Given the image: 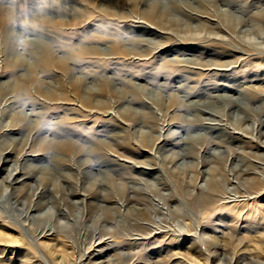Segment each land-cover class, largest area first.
Listing matches in <instances>:
<instances>
[{
	"label": "rangeland",
	"instance_id": "1",
	"mask_svg": "<svg viewBox=\"0 0 264 264\" xmlns=\"http://www.w3.org/2000/svg\"><path fill=\"white\" fill-rule=\"evenodd\" d=\"M50 2L53 3L50 4ZM258 2V0H236L235 7L241 9L242 15L248 18L258 10ZM0 6H5L8 10L12 8L14 12L18 13V16H15L14 19H11L9 15L0 16V96L6 95L12 86L13 88L17 87L13 80L25 72L22 67H19V70L17 68L21 66V53L29 52L35 56L38 54L36 56L38 60L36 64L37 70L34 69L35 75H33L34 78H38L42 82L41 88L31 83L26 87L28 90L25 88L26 99L24 103H28L26 108H17V112L5 106L8 103L6 102L7 98L15 96L20 91V88H17L19 90L12 92L10 96H1L0 139L4 142L5 137L7 138V131L4 130L9 128L8 125L11 122L16 128H20L14 132V135L19 138L22 133L33 129L31 128L32 125H30L32 121H34L35 125L40 124L45 130L46 128L55 127L57 123L64 121L63 126L65 128L64 130H59L62 136L55 137L54 134L45 130L41 133L37 132L38 128L36 127L32 132V136L34 135V137H31L33 141L17 140L14 143L15 145L3 144L2 146L0 169L3 170L5 168L6 171L0 175V225L6 224L7 228L17 234L20 233L29 247L32 248V251L36 250L38 258L28 260L19 253L20 248L25 247V245L20 247L11 245L4 254H0V264H62L59 262L60 260L54 259L43 245L38 244V240L43 238L44 233H54L56 235L57 241H54V243L57 244L58 252L66 253L70 257V262L67 264H264V189L258 191L254 189L253 184H249L256 180L255 178L264 180V147L259 146L260 144L264 145V123L256 122L259 115H263L264 119V96H262L264 95V53H256L240 44L232 45V42L228 40L227 43H223L207 38L210 35L207 32H216L220 36L229 37L228 33L220 27L219 29L210 27L212 23H216L217 19L214 16L209 18L198 16L191 19L190 17L179 15V18L182 19L179 22L183 28L185 26L184 29L187 32H180V34H185L186 36V34L192 33L198 38L194 36L185 38V36L175 35L168 28L166 32H170L171 34L169 35L161 34V36H155L156 39L152 36L149 37L153 38L152 40L156 41V43L151 45L153 50L151 49L152 52L150 54L142 56L143 60L137 59L139 56L134 54L123 58L122 55L110 52L109 48L111 45L114 47V43L109 41L120 38L123 34L131 33L132 28L131 30H122L120 26V24L124 25V22H121L122 19L106 15L103 11H100L102 0H0ZM112 9L117 11L116 6H113ZM44 11L46 12L45 14ZM87 11L89 12L87 13ZM125 11L128 12L129 8L126 7ZM98 16L100 17L99 19H97ZM135 17H133L135 20H140L138 15ZM151 22L150 24L149 22L128 23L133 26L142 24L148 28V26H154L153 24L151 25ZM98 23L100 24L98 25ZM8 27H11L9 31H7ZM247 28L243 27L242 30ZM189 30L193 32L188 33ZM28 31L33 34L30 33L28 35L26 33ZM93 35L99 38L94 40L100 41H90V43L88 42L90 45L84 43V41L91 40L94 37ZM7 37L9 39H6ZM26 40L33 42L34 45H26ZM42 44L45 45L43 46ZM46 46L51 49L47 53L44 51L47 49ZM91 46L107 49V54L104 53L105 51L100 52V54L90 51L89 47ZM146 47V45H143L142 48ZM17 56L20 59L15 60L14 58ZM184 58L194 59V65L193 63L189 64L190 62L185 60L182 61ZM208 60V63L213 62V64L205 66L204 64ZM228 62L233 63L229 64ZM222 64L224 66H221ZM225 64L229 65L225 66ZM103 76L106 79L109 78L108 76L115 77L116 80L114 82L111 80L103 82ZM9 83L12 86L8 89L7 85ZM135 83H140V86L136 85L137 87H135L133 85ZM249 86H254L255 88L248 89L253 91L249 96L256 97V99L248 98V100L251 99L248 101L250 103L248 108L249 110L253 109V111L244 109L238 111L240 112L239 114L234 115L233 112L237 113L238 105L230 104L223 112L218 111L220 114L212 116V120H204V126L188 128V133L192 135L205 133V137L197 143V145L200 143L198 145L200 148L195 151L196 155L197 153L199 155V160L194 157H188L186 160L181 161H164L165 156L171 155L175 151H180L187 145L178 147L176 145L168 150L156 149V147L152 149V147L145 145L138 146L136 143L140 141V134L137 133V137H135L136 133H133V130L127 131L130 136L127 139L128 134L124 131L127 125L122 121L126 123L130 121L119 117L122 120L120 121L115 117L118 108L129 106V104L146 112H166V117H162V120L157 123L150 121L151 126L155 127L156 123L159 126L158 129L162 130V135L165 134L161 139L157 140L158 143L156 145H162L164 142L161 144L159 142L166 137L170 141H175L170 138L172 134L168 135L172 130L181 131L182 136L185 137L186 131L180 130L185 126V118L196 119V114H202L197 112L195 106H186L182 101L188 103L193 100L201 102V104L213 102L214 104L210 106L215 104L220 106L224 104L223 98L220 100L212 95L218 96L219 94L228 93L237 96L240 90H246L247 92L245 88ZM38 88L42 94H36L35 91ZM77 88H80L79 93H85L88 91L87 89H96L94 90L98 92L96 100H101L102 98V100L106 98L116 99L118 100V105L116 104L111 109L98 110L99 112H95L97 107L91 109L90 105L88 108L89 104H87V107H82V104L75 97ZM143 92H152L155 102L162 101L163 112L157 109L158 107L157 104L155 106V103L152 106L146 103L143 107L138 102L129 103L124 101L125 99L122 100L123 96H127L128 100H131V98L138 99L136 97H139ZM48 93L59 98L52 97V99H47L44 95ZM184 95H186L184 100H181L179 96ZM11 99H15V97ZM258 106L259 108L256 109ZM21 112H24L22 113L24 115L26 113L28 119L20 120L19 122V118L17 121L13 115L22 118ZM203 115L208 116L209 114L205 113ZM238 116H244L246 120L239 121L237 120ZM41 120L45 121H42L44 125L41 124ZM232 123L238 124L241 129L233 131L231 129L234 127ZM201 127L211 128L205 130L201 129ZM130 128L132 129V125ZM143 129L145 130L146 128ZM74 132L77 136L74 135ZM105 133L118 135L119 141L127 140V143H125L126 148L118 147V149H115L114 146V151L110 150L108 156L105 155V157H111L110 159L113 160L109 164L110 167L115 168L114 165H116V169H120L110 175L113 176L111 178L112 189L117 190L119 189L118 186L123 188L122 186L135 185L133 181L138 180L141 184H137V186H143V189L148 188L149 190L144 189L147 192V197H150L154 204L162 208L164 213L167 212L169 207L174 210V213L176 212V215L172 213L168 215L169 217L167 216L171 220L161 222L162 216H158L155 217L156 221L161 222L162 225L165 224V227L168 225L172 230L176 225L179 228L177 226L174 227L173 232H169L168 235L165 234L158 238L150 237L154 236L152 231H138L139 228L133 226L136 223L135 221L144 223L139 217H124L116 213V219L111 220L113 221L112 223L106 224L107 229H121L120 236L122 238L114 241L112 234L99 235L93 238L87 232L85 225H81L82 227L79 229H60L61 231L54 232V230L41 227L42 224L48 222L47 220H42L41 217L37 219L32 217L39 213L37 214V210L29 208V202L31 201L35 203L37 201L43 203L42 201H44V206L47 207L46 210L56 209L57 206L56 203L50 201V193L47 192L46 197L38 195L41 177L43 178L45 172H38L37 177L39 179L36 177L35 180L27 174L26 162L28 159H30V162L28 160L29 163L41 166L49 157L48 155H51L52 151L54 152L55 150L57 152L54 144L50 147L47 146L48 144L44 145L43 141L48 140L50 144L55 141L58 145L59 141H67L70 137L66 136L72 134L73 136H69L79 143L80 146L82 145L81 147L92 146L94 139H102L109 143H114L112 139L100 136V134ZM154 133L157 134L156 131ZM64 135L66 138L63 137ZM102 151L105 152V150ZM30 154L33 155L29 157ZM154 157L160 159L167 171L159 167L161 170L156 173L143 175L140 174L138 169H132V163L135 160H149L147 161L148 164L155 167ZM85 158L83 155H76L74 156V161L84 160ZM248 166H252V172L254 173L244 171L248 169ZM85 170L88 169H85L84 165L79 168H77V165H73V167L64 166L60 169L61 175L66 176L68 174V176L73 178V181H63L60 173L56 172L54 175L48 174L49 177L46 178V182L42 183V185H47L49 188L54 189L52 188L55 186L53 182H57L56 184L60 188L65 189V186L74 184L79 180L80 183H85L84 186L89 187L94 184L95 179L103 177L102 175L99 176L96 171L88 176L89 173L86 174ZM12 171L14 172L12 173ZM9 173L13 175L11 179L7 178ZM16 176L18 177L17 180H15ZM52 176H54L53 179H51ZM56 177H59V179ZM212 178H217L228 193L223 196L224 198L220 202L205 205L202 202L206 198V194L201 188L205 186L207 180ZM184 185H189V187L179 193L177 189L184 187ZM108 189L109 191L111 190L110 188ZM150 191L155 193H150ZM132 193L129 192V195H132ZM169 193L173 196L170 200L167 199V194ZM34 195L36 196L34 197ZM81 197H67V206L71 208L72 204L70 203L82 201ZM13 199L15 201L18 199L21 202L27 201L28 208L24 215H21L20 210L14 208L15 201ZM88 202L101 204L100 198L97 197H94V199L90 198V200L88 198ZM235 202L244 207L242 211L240 210L242 206L235 210L231 208ZM107 205L110 207H121L120 209L125 214L128 212V206L114 203H107ZM82 208H76L74 212L81 216L83 214ZM240 211L241 213H239ZM100 214H102L101 211L93 210L89 218L93 219L94 216ZM152 216L154 217L155 215L152 214ZM12 219L13 221H11ZM59 220L62 224H67L66 219ZM87 223L90 224V222ZM53 224L59 226L57 220ZM122 228H128L127 230L129 231ZM166 229L167 227L163 230ZM37 235L38 237H36Z\"/></svg>",
	"mask_w": 264,
	"mask_h": 264
},
{
	"label": "bare ground",
	"instance_id": "2",
	"mask_svg": "<svg viewBox=\"0 0 264 264\" xmlns=\"http://www.w3.org/2000/svg\"><path fill=\"white\" fill-rule=\"evenodd\" d=\"M258 1H259L258 2L259 5L257 6L258 10L255 13L251 14L248 18H246L245 16L242 15L241 9H237V7H235L236 0H102V6H100V11H103L104 14H106V15L108 14V15H111L112 17H117V18L122 19L121 22H124V25L120 24V26L122 27V30H127V29L131 30V28H132L131 33H127V35L123 34V36H121L120 38L109 41L110 43H114L113 44L114 47H112V45H111V47L109 48L110 52H115L116 55H122L123 58L129 57L130 55L134 54V55L139 56V57H137V59L143 60L142 56L145 54L146 55L150 54L153 50L151 45L156 43V41L152 40L153 38H149L151 36L154 37V39H156L155 36H161V34H168L169 35L171 33H173L175 35H179V36H185V34L184 35L180 34V32H183V33H187V32L184 29L185 26L183 28V26H181V24L179 22V20L180 21L182 20L179 18V15H184L188 18L190 17L191 19L196 18L198 16L202 17V18H204V17L209 18V17L214 16L217 19L216 23H212V25L210 27L215 28V29L216 28L219 29V27H220L223 31L228 33L229 37L227 38L226 36H220L216 32H207L208 35L210 34L207 38L218 40L219 42H223V43H227V40H228V41L232 42V45H235V44L239 45L240 44L241 46H244L248 49H251V50L255 51L256 53H264V0H258ZM52 3L50 2V4H52ZM68 5H69V3H68ZM62 6H63V3H62ZM74 6H75V3H74ZM113 6L117 7V11L115 9H112ZM44 7H45V5H44ZM126 7L129 8L128 12L125 11ZM11 9L12 8H10V10H8L7 8H5V6H0V16L9 15L11 17V19H14L15 16H18V13L14 12V10L13 9L11 10ZM247 10H248V8H247ZM88 12L89 11H87V13ZM172 12H175L176 14L172 13ZM45 13L46 12L44 11V14ZM137 15L139 16L140 20H135L133 18ZM99 16L97 19L100 18ZM135 18H137V17H135ZM126 22L127 23L128 22H132V23L133 22H138V23L149 22V24L151 22V25L153 24L154 26H148V28L145 25L143 26L142 24L138 25V26H133L129 23H128L129 24L128 25ZM99 24L100 23H98V25ZM112 26H114V25L112 24ZM243 27H248V28L245 30H242ZM168 28H169L171 33L166 32V30ZM10 29H11V27H8L7 31H9ZM162 29L165 31H163ZM191 31L192 30H189L188 33H190ZM41 32H43V31H41ZM26 33H28V35L30 33L33 34L32 32H29V31ZM93 36H92L93 38H91V40L89 39L87 41H84V43H88V42L90 43V41L91 42L92 41H95V42L100 41V40H94L96 38L97 39H99V38L96 35H93ZM191 36H194V34H192V33L186 34L185 38L186 37L192 38ZM251 36H253V37H251ZM118 37H119V35H118ZM194 37L198 38V36H194ZM247 37H249V38H247ZM87 38H90V37H87ZM6 39H9V38L7 37ZM166 39H168V38H166ZM202 39H203V37H202ZM210 39H208V40H210ZM159 40H161V39H159ZM223 40H226V41H223ZM183 42H186V41H183ZM2 43H3V41H2ZM89 43L87 45H90ZM176 43H177V41H176ZM9 44H10V41H9ZM25 44L26 45H28V44L34 45L33 42H30L28 40L25 41ZM40 44H41V42H40ZM14 45H15V43H14ZM143 45L144 46L146 45L147 47L142 48ZM46 47H47V49L45 48L46 50H44V51H46V53H47L51 50L50 47H52V45H50V47L49 46H46ZM74 48L76 49V47H74ZM82 48H83V46H82ZM42 49H44V48H42ZM89 50L96 52V53H99V54H100V52L105 51L104 53L107 54V52H106L107 49L97 48L96 46L89 47ZM50 54H52V53H50ZM2 55H4V54L2 53ZM36 56H38V54ZM36 56L30 54L29 52L21 53L20 54V57H22L21 58L22 61L20 64L21 66H18L17 68L19 70V67H22V69H24L26 73L24 72V73L20 74L18 77H16L13 80L14 84H17L16 85L17 87L13 88V86L10 85V83L7 85L8 89L11 88V86H12V88L9 89V91L6 93L7 96H10V94H12V92L14 93L15 91L19 90L17 88H20V91H18V93L15 96H12L13 98L15 97V99H11L12 97H8L6 100V102H8V103H7V106H5V107L11 108L12 110H14V112H17V110H16L17 108H20V107L26 108L28 102L24 103V100L26 99L25 88L30 83L39 86V88H41L40 86H42V82H40V80L38 78H34V75H35L34 69H36V64L38 62V60L36 59ZM17 57L14 59L15 60L20 59L19 56H17ZM80 60H82V59H80ZM184 60L187 62H190L189 64L193 63V65H194V63H195V62H193L194 59H191V58L182 59V61H184ZM195 61H196V59H195ZM208 62H209V60L206 61L204 65L209 66L210 64H213V62L212 63H208ZM228 63L232 64L233 62H228ZM229 64H225V66H228ZM221 66H224V64H222ZM222 69L228 70L226 68H222ZM37 75H38V73H37ZM103 77H102L103 82H109L110 80L114 82L116 80L115 77L108 76L109 77L108 79H106L105 76H103ZM133 85L135 87H137L136 85L140 86V83H135ZM39 88L37 91H35L36 94H42L39 91ZM250 88H254V86H249V87L245 88V89H247V92H246V90H240V92H238L239 95H237V96H235L233 94L231 95L228 93L219 94L218 96L212 95L213 97H217L220 100L223 98L222 100H223L224 104H222L220 106H216V104L213 106H210L211 104H214L213 102H211L209 104H205V103L201 104V102L193 101V100L188 102V103L187 102L184 103V101H182L183 104L186 106H191V105L195 106L197 112L202 113V114H196V117H197L196 119L185 118V120H186L185 126L180 129V130L186 131L185 137L182 136L181 131H177V130L171 131L170 130L171 132H169L168 135L172 134V136H170V138H171V140H175V141H170L166 137V138H163L161 140V142H159L160 144L164 142L162 145H156L158 143L157 140L161 139V137H163V135H165V134L162 135V130L158 129L159 126H157L156 123L159 120H162V117H166V112H163V110H162V108H163V104H161L162 101L159 100V102H155V99H153V97H152V94H153L152 92H150V93H144L143 92L139 97L135 96L138 99H132L131 98V100H128L127 96H123L122 100L125 99L124 101H128L129 103L138 102L143 107L146 105V103H147V105L150 104L151 106L155 103V106L157 104V107H158L157 109L158 110L160 109L163 113H157V112L155 113L154 111L146 112L143 109L134 108L133 106H131L128 103L129 106H125L123 108L122 107L118 108V110L116 111L115 117L117 118V120H120V121H122V120L119 117H122L126 121H128V120L130 121L129 122L130 124L126 123L125 121H122L123 123H125L127 125V127L124 128L125 130L124 129L123 130L126 132L133 130V133H136L135 137H137V133L140 134V141L138 143H136L138 146H144L145 145V146L152 147V149H155V147H156V149L168 150V149H171V147L173 148V146H176V145H177V147L182 146V145H187V147L182 148L180 151H175L171 155L165 156L164 161H167V162L168 161H181V160H186L188 157H192V158L194 157L197 160H199V155H198V153L196 155L195 151L198 150L197 148H200V147H198V145L200 143L198 145H197V143L200 142L205 137L204 136L205 133H198L197 135H192V134L188 133V128L195 127V126H204V123H205L204 120H212V118H211L212 116H216V115L220 114L218 111L223 112L226 108H228V106L230 104L238 105L237 113L233 112L234 115L239 114L240 112H238V111H241L244 109L249 110L248 107H249L250 103L248 101H250L251 99L248 100V98L256 99V97H250L249 96V94L251 92H253L251 90H248ZM26 89L28 90V88H26ZM87 90L88 91L85 93L84 92L79 93L80 88L79 89L77 88L75 91V93L77 92V95L75 97L77 98L78 102L80 104H82L81 105L82 107H87V104H89L88 108L90 105H91V109H94L97 107V110H95V112H96L98 110H105L106 108L111 109V108H113V106H115L118 103V100H116V99L111 100V99L106 98L105 100H102L103 99L102 98L101 100L100 99L96 100V96H97L96 94H98V92L94 91L96 89H93V90L87 89ZM48 94L44 95V97L47 99L48 98L52 99V97L59 98L58 96H53L50 93H48ZM124 94H126V93H124ZM138 94H139V92H138ZM6 95L3 94L1 96L5 97ZM29 95H30V93H29ZM134 95H135V93H134ZM1 96H0V99H1ZM185 96L186 95L179 96V98L181 100H184ZM262 96H264V95H262ZM16 98H18V100H16ZM112 101H114V102H112ZM16 105H18V106H16ZM258 108H259V106L256 107V109H258ZM249 111H253V109H250ZM8 112H9V110H8ZM22 113H24V112H21L22 118H20L17 115H13L14 119H17V121H18V118H19V122H20V120L21 121L27 120L28 119L26 116L27 114L25 113V115H24ZM205 113H208L209 115L208 116L203 115ZM157 114H158V116H157ZM159 114L161 115V117H159L160 116ZM262 116L263 115H259V118L256 119V122H260V124L264 123V119ZM65 120H67V119H65ZM237 120H239V121L240 120H246V117L238 116ZM42 121H44V120H41V124H43ZM150 121L156 122L155 127L150 125ZM197 121H199V122H197ZM36 122H37V120H36ZM63 122L57 123V125L55 127L46 128V130H45V128L40 126V124L36 123L37 125H35L34 121H32L30 125H32L31 128H33V129H35L37 127L38 128L37 132L41 133L42 131L45 130L46 132H50L51 134H54L55 137H59V135L62 136V134H60L59 130L65 129L63 126ZM131 125H132V129L130 128ZM232 125L234 126L233 128H231V129H233V131L241 129V128H239L238 124L232 123ZM235 125H236V128H235ZM8 127H9L8 129L4 130V131H7V133H6L7 138L5 137L4 142H3V140L0 139V154L1 155H2V150H3V148H2L3 144L12 145L17 140H19V141L23 140V141L29 142L30 140H32L31 137H34V135L32 136L33 129H31V130L29 129V131H26V133L25 132L22 133L20 135V138H19L16 135H14V132L18 131L20 128H16L14 126V124H12V122H11V124L8 125ZM47 127H49V126H47ZM143 128H146V129L144 130ZM208 128H211V127H207V128L201 127V129H205V130H209ZM214 128H213V130H214ZM154 131H156L157 134H155ZM10 134H13V135H10ZM127 134H128L127 139H129V137H130L129 132H127ZM69 135H72V134H69ZM69 135L66 136L68 138L70 137L67 141H64V140H62L64 142L59 141L58 145L55 143V141H52L51 144H50V142H48V140L43 141L44 145L48 144L47 146H50V147L53 146V144H54V148L57 149V152H55V150H54L55 153L53 151H52V153L50 152L51 155H48L49 157L45 160V162L42 163L41 166L38 164L29 163L30 159H28L29 162H28V160L26 162L27 163V170H28L27 174H29L32 179L35 180L38 172H40V173H42V171H43V173L45 172L43 178L41 177V184L39 187L40 191H39L38 195L40 197H42V196L46 197L47 192L50 194L52 193L51 195L49 194L50 201L56 203V205H57L56 209L46 210L47 207L44 206V201H42L43 203H40L39 201H37V203H35L34 201L29 202L30 203L29 208L37 210V214L39 213L38 215H34L32 217H34V219L41 217L42 220L44 219V220L48 221L47 223L41 225V227L43 226L42 228H46V229L54 230V232H58V231H61L60 229H63V230L79 229L80 227H82L81 225H85L87 227L86 228L87 232L90 233L93 238H96L99 235L112 234V238H114V241H115V240H119V238H122L120 236L121 235L120 234L121 229L120 228H119V230L117 228H116L117 230L107 229L106 224L112 223L113 221H111V220L116 219L115 214L118 213L124 217H126V216H128V217H131V216L139 217L141 220H143L144 223H140L138 221H135L136 223H134L133 226L138 227L139 228L138 231H141V230L148 231V232L152 231V233H154V236H150V237L158 238L159 236H163L165 234L168 235L169 232H173L174 227H176L177 225L176 226L173 225L174 226L173 230L170 227H168V225L166 226L167 229L163 230L166 227L164 226L165 224L162 225L161 222L166 221V220L167 221L171 220L170 218L168 219V217H169L168 215H171L172 213H174V210L171 207H169L167 209V212L164 213L162 208H160L159 206L154 204L152 202V200L150 199V197L149 198L147 197V192L145 190H147L148 188L147 189L144 188L145 189L144 190L142 188L143 186L142 187L137 186V184H141V183L138 180H135L136 178L134 179L135 181H133V183L135 185H130L128 187L122 186L123 188L118 186L119 189H117V190L112 189L113 184H111L112 183L111 178L113 176H110V175H113V173L118 172L120 169H116V165H114L115 168L110 167L109 164H110V162H113V160L110 159L111 157L110 158L105 157V155L108 156V153L110 150L114 151V146H115V149L116 148L118 149V147L126 148V146H125V143H127L126 139H125V141L124 140L119 141L118 137H117L118 135H116V134L110 135V133H105V134H100V136H103V137L106 136L107 139L108 138L112 139L114 141V143H109L106 140H102V139H94L92 146L88 145L87 147H81L82 145L80 146V144L75 142L71 138V136H69ZM74 135L77 136L76 133ZM63 137H65V135ZM80 137H82V136H80ZM76 140H77V138H76ZM31 146H32V144H31ZM34 146H35V144L33 145V148H34ZM201 146H202V144H201ZM259 146L264 147L263 144H260ZM12 148H14V147H12ZM107 149H109V150H107ZM193 149H195V150H193ZM102 150H105V152H103ZM10 153H12V152H10ZM19 153H20V151H19ZM32 155L33 154H30L29 157H31ZM76 155H83L86 158L84 160L81 159L80 161H74L75 160L74 156H76ZM154 159H155V163H156L155 167L150 166L151 164H148L147 161H149V160H147V161L146 160L145 161L135 160L132 163L133 164L132 169H136V170L138 169L140 174H143V175L154 174L161 169L167 171V168L165 167V165H163L160 162V159L158 157H154ZM114 161H116V160H114ZM16 162H17V160H16ZM22 164H23V162H22ZM72 164L77 165V168L84 165L85 169L89 170V171L85 170L86 174L89 173L88 176L92 175V173L94 174V172L96 171L99 176L102 175L103 177L95 179L94 184L92 186H89V187L84 186L85 183H80L79 180H78V182H75L74 184H69L68 186H65L66 187L65 189L60 188L59 185L56 184L57 182H55V183L53 182V184H55V186L52 188H54V189L49 188L47 185H42V183L46 182V180H47L46 178L49 177L48 174L54 175L57 172V173H60V175H61L60 169L64 166L73 167ZM107 165H109V166H107ZM117 165H118V163H117ZM10 166H11V164H10ZM15 166H17V165H15ZM251 167L252 166H248V169H246L244 171L254 173V172H252ZM253 167L255 168V166H253ZM5 171H6L5 168H3V170L0 169V175L3 174ZM13 172L14 171H12V173ZM12 173H9V177H7V178L11 179V177L13 176ZM27 174H25V175H27ZM17 176H16L15 180L18 179ZM61 177H62L63 181H68V182H69V180L73 181V178L68 176V174L66 176L61 175ZM37 178L39 179V177H37ZM53 178H54V176L51 177V179H53ZM56 178L59 179V177H56ZM255 179L256 180H253L249 184H251V185L253 184L254 189H257L258 191L261 189H264V180H262L260 178H255ZM5 181H4V183H5ZM29 186H30V184H29ZM187 187H189V185L188 186L184 185V187H182V188L179 187L177 189V191H179V193H182L183 191L187 190ZM12 188H13V186H12ZM108 188H110L112 191L111 190L109 191ZM170 189L172 190L171 187H170ZM201 189L206 194V198L203 199V202H202L205 205H207V204L212 205V204H215L217 202H220L221 200H223V198H224L223 196L228 193V191L222 186V184H220V181L217 178H212V179L207 180L205 186H203ZM153 191H150V193ZM129 192H133L134 194L132 193V195H129ZM153 193H155V192H153ZM17 194H19V193H17ZM141 195H143V196H141ZM35 196L36 195H34V197ZM71 196H80V197L82 196L81 197L82 201H75L74 203H70V204H72V206H71V208H69L67 206L66 200H67V197H71ZM94 197L100 198L101 204L88 202V198L90 200V198L94 199ZM171 198H173V196L170 193L167 194V199L170 200ZM13 200L15 201V199H13ZM107 203H114V204H120V205L128 206L127 207L128 212H126L127 214H125L120 209L121 207L120 208H118L117 206L110 207L107 205ZM63 204H65L66 206L65 205L63 206ZM14 205H15L14 208L21 211V215L22 214L24 215L26 213V209L28 208L27 201L21 202L17 199V201H15ZM239 206H240L239 203L235 202V204L231 208L233 210H235ZM79 207H83L82 208L83 214L81 216L74 212L75 209L76 208L79 209ZM243 208L244 207L242 206V208H240V210L242 211ZM93 210L101 211L102 214L94 216V218L91 219V218H89V216ZM179 210H180V208H179ZM241 211L239 213H241ZM124 212H125V210H124ZM175 213H174V215H176ZM152 214H154L155 216L153 217ZM158 216H162L161 222L156 221L155 217H158ZM20 218H21V216H20ZM10 219H11V217H10ZM59 219H66L67 224H62L61 222H59L60 221ZM89 219H91V220H89ZM56 220L58 221L59 226H56L55 224H53V222ZM11 221H13V219ZM87 222H90V224H88ZM5 225L6 224L0 225V254L1 253L4 254L5 251L8 249V247H10L11 245L18 246V247H20L21 245H25V247L20 248L19 253L23 257L27 258L28 260H32V258H38L36 250L32 251V248L29 247V245L26 242V240L24 239V237L21 236L20 233L17 234L16 232L11 230L10 228H7V226H5ZM122 229H124V228H122ZM127 229H124V230H127ZM156 230H157V232H155ZM127 231H129V230H127ZM134 231H135V229H134ZM143 234H145V233H143ZM52 235H54V236H52ZM36 237H38V235ZM56 239H57V237L54 233H52V234L44 233L43 238L38 240V244L43 245L49 251V254L52 257H54V259L60 260L59 262L62 264H67L70 262V257H68L69 255H67L66 253H59L58 252L59 250H57V248H56L57 244L54 243V241H57ZM44 262H45V260H44Z\"/></svg>",
	"mask_w": 264,
	"mask_h": 264
}]
</instances>
